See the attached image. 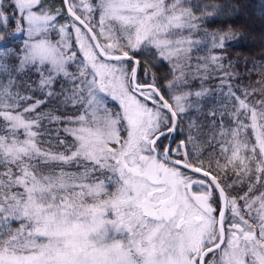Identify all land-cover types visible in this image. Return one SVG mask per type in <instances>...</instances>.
<instances>
[{
  "label": "snow or ice",
  "instance_id": "1",
  "mask_svg": "<svg viewBox=\"0 0 264 264\" xmlns=\"http://www.w3.org/2000/svg\"><path fill=\"white\" fill-rule=\"evenodd\" d=\"M199 8L0 0V32L18 16L23 39L0 52V264H264V65L238 94L223 55L193 63L243 36L207 26L238 8ZM219 73L230 108L173 148Z\"/></svg>",
  "mask_w": 264,
  "mask_h": 264
},
{
  "label": "trees",
  "instance_id": "2",
  "mask_svg": "<svg viewBox=\"0 0 264 264\" xmlns=\"http://www.w3.org/2000/svg\"><path fill=\"white\" fill-rule=\"evenodd\" d=\"M193 5H199V10L194 9L197 15L203 11L204 5L211 3L232 5L239 9L238 13H232L231 10L226 12L224 15L215 17L208 21L209 31L229 28L231 27L237 33H242V38L233 42L231 47H228L226 51L213 50L209 48L198 51L194 54L193 63H195L196 57L208 56L212 52L217 55H223L225 59V66H227L229 60L233 63L234 67L230 71L239 73V76H233L228 83H231L233 90L239 91L243 88L248 87L250 90L253 87H257L256 82L261 79L259 74V67L264 65V0H190ZM61 5V2H60ZM7 7V5L5 4ZM11 16V13H8ZM69 19V17L65 16ZM18 16L16 17V19ZM16 19L9 23L0 35H6L8 39L0 41V52L15 53L17 48L23 47V39L16 38L12 39L13 33L16 29ZM17 36L19 34L17 33ZM50 38L53 40L59 39L58 34L55 31L50 32ZM254 64L256 68H254ZM158 75L162 76L168 72L166 65H158ZM223 73L214 74L205 84L204 87L210 90V94L201 98L200 100V111H197L195 107L189 109L188 114L185 116L181 127L184 129L183 132H177V138L173 144V148L177 144H180L188 136V125L191 121L199 120L201 125H208L209 121L205 119L204 113H207L210 109H218L224 111L225 107L230 108V103L227 99V85L221 87V77ZM139 77L143 79V73L139 74ZM32 79H37L36 76H32ZM195 85L193 89L198 90L200 82L195 80L192 82ZM115 107L116 105H110ZM219 118V117H218ZM231 117L225 115L224 120L227 123ZM194 131V130H193ZM208 129L205 128L207 133ZM168 139H162L161 142L166 145ZM204 143H197L195 148L203 149L205 157L211 154L213 151L218 152L219 148L215 142H211L209 145L208 137H204ZM193 145H189L192 148Z\"/></svg>",
  "mask_w": 264,
  "mask_h": 264
},
{
  "label": "rangeland",
  "instance_id": "3",
  "mask_svg": "<svg viewBox=\"0 0 264 264\" xmlns=\"http://www.w3.org/2000/svg\"><path fill=\"white\" fill-rule=\"evenodd\" d=\"M48 2L50 3V4H54L56 7H60L61 5H60V2H61V0H48ZM76 2H77V4H79L80 3V0H76ZM7 5V4H6ZM80 11L81 12H85V10L83 9V8H81L80 9ZM59 19V18H58ZM68 18H66L65 17V19H63V20H60V23H64L65 22V20H67ZM16 31H15V33H17V26H18V24H19V17L16 19ZM19 34V33H18ZM172 138V137H171ZM170 142V140H167V142H166V145L168 144Z\"/></svg>",
  "mask_w": 264,
  "mask_h": 264
},
{
  "label": "water",
  "instance_id": "4",
  "mask_svg": "<svg viewBox=\"0 0 264 264\" xmlns=\"http://www.w3.org/2000/svg\"><path fill=\"white\" fill-rule=\"evenodd\" d=\"M172 139H174V141H175V139H176V133H173V137H172ZM170 143V142H169ZM168 143V144H169ZM172 145H173V143H172Z\"/></svg>",
  "mask_w": 264,
  "mask_h": 264
}]
</instances>
